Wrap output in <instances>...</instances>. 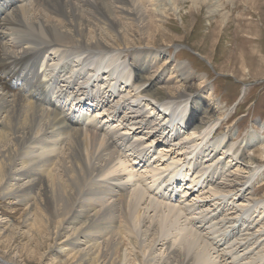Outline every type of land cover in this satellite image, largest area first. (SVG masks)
Masks as SVG:
<instances>
[{
  "label": "bare ground",
  "instance_id": "obj_1",
  "mask_svg": "<svg viewBox=\"0 0 264 264\" xmlns=\"http://www.w3.org/2000/svg\"><path fill=\"white\" fill-rule=\"evenodd\" d=\"M188 3L189 14L223 6L0 0V201L61 263L264 264V199L251 198L264 165L246 153L256 139L244 148L219 132V103L205 80L185 86L188 65L168 78L167 62L154 65L162 17ZM9 253L0 264H24Z\"/></svg>",
  "mask_w": 264,
  "mask_h": 264
},
{
  "label": "rangeland",
  "instance_id": "obj_2",
  "mask_svg": "<svg viewBox=\"0 0 264 264\" xmlns=\"http://www.w3.org/2000/svg\"><path fill=\"white\" fill-rule=\"evenodd\" d=\"M259 3L251 6L246 0H222L221 11L214 15H210L207 8L204 12L195 9V13L189 14L192 3H188L170 18L163 16L167 31L157 39L156 47L164 50L154 65L158 68L163 62L168 63L170 69L166 78L170 70L174 71L171 67L176 63L188 65L192 79L185 86L192 94L202 91L197 87L205 80L204 84L211 90V97L208 96L206 101H216L220 106L223 125L219 132L230 133V141L244 148L247 139H256L252 147L250 144V148L246 147V153L255 155L256 163L264 165V155L256 152L264 147V0ZM222 16L230 22L223 31L216 29L211 33ZM131 53L149 58L144 56V51ZM131 53L128 57H132ZM243 53L247 61L252 62L250 69L241 68L238 56ZM208 118L204 117L205 120ZM244 164L242 167L247 166ZM257 181L251 189L253 200L264 199V177ZM6 201H0V212H6L0 217L9 221L8 225H2L3 221L0 223V256L10 252V256H18L24 264H66L61 263L66 260V255L50 249L52 239L42 230L34 231L35 236H30L28 226L23 224L24 214L8 208L4 204Z\"/></svg>",
  "mask_w": 264,
  "mask_h": 264
}]
</instances>
